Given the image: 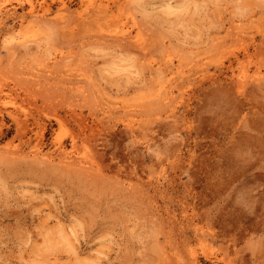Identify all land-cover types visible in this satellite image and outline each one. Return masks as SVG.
Masks as SVG:
<instances>
[{
	"label": "rangeland",
	"instance_id": "rangeland-1",
	"mask_svg": "<svg viewBox=\"0 0 264 264\" xmlns=\"http://www.w3.org/2000/svg\"><path fill=\"white\" fill-rule=\"evenodd\" d=\"M35 1L0 0V264H264V0Z\"/></svg>",
	"mask_w": 264,
	"mask_h": 264
},
{
	"label": "bare ground",
	"instance_id": "bare-ground-1",
	"mask_svg": "<svg viewBox=\"0 0 264 264\" xmlns=\"http://www.w3.org/2000/svg\"><path fill=\"white\" fill-rule=\"evenodd\" d=\"M5 1V0H4ZM19 2H22V1H27L28 3H29V5H30V11L33 13L34 11H36V8H37V5H36V1L35 0H18ZM61 1V6H63V7H65L66 6V4H65V2H64V0H60ZM4 5H6V3L4 4ZM3 6V5H2ZM29 7V6H28ZM2 9H4V8H1V6H0V12L2 11ZM39 11V10H38ZM34 14V13H33ZM37 14V13H36ZM35 14V15H36ZM14 32H16V31H14ZM15 40V39H14ZM263 78V77H262ZM258 79V78H257ZM263 81V80H262ZM261 82V81H260ZM33 152H34V154L33 155H41L43 152H42V150L38 147V148H35V149H33L32 150ZM17 152V151H16ZM19 153V152H18ZM17 154V153H16ZM62 155H63V160L65 161V162H67L68 160H69V158L70 157H72V156H69L67 153H65V151L63 150V152H62ZM47 156V155H46ZM49 156H51V155H49ZM35 157V156H34ZM44 158V157H43ZM45 159H47V158H45ZM69 162V161H68ZM70 163H72V162H70ZM69 233V232H68ZM65 234V233H64ZM67 237V236H66ZM71 238V237H70ZM68 239H69V237H68ZM74 245V244H73ZM72 245V246H73ZM74 248H75V246H74ZM77 248V247H76ZM81 254V253H80ZM77 255V254H76ZM94 256H96V255H94ZM94 256H93V258H94ZM97 257V256H96Z\"/></svg>",
	"mask_w": 264,
	"mask_h": 264
}]
</instances>
